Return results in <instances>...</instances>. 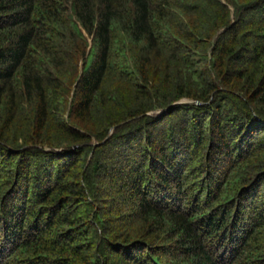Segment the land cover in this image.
I'll use <instances>...</instances> for the list:
<instances>
[{"label":"trees","instance_id":"16d2710c","mask_svg":"<svg viewBox=\"0 0 264 264\" xmlns=\"http://www.w3.org/2000/svg\"><path fill=\"white\" fill-rule=\"evenodd\" d=\"M0 264H264V0H0Z\"/></svg>","mask_w":264,"mask_h":264},{"label":"water","instance_id":"95a60500","mask_svg":"<svg viewBox=\"0 0 264 264\" xmlns=\"http://www.w3.org/2000/svg\"><path fill=\"white\" fill-rule=\"evenodd\" d=\"M179 103H186V104H201L199 101H195V100H187V99H183V100L179 101ZM162 112H163V110L158 111V113H162ZM112 131H113V128L111 129L110 134L112 133ZM110 134H109V135H110ZM108 137H109V136H108ZM58 150L60 151V150H62V148H59Z\"/></svg>","mask_w":264,"mask_h":264},{"label":"rangeland","instance_id":"374dc122","mask_svg":"<svg viewBox=\"0 0 264 264\" xmlns=\"http://www.w3.org/2000/svg\"><path fill=\"white\" fill-rule=\"evenodd\" d=\"M181 100H183V99H181ZM181 100H180V101H181ZM187 100H193V99H187Z\"/></svg>","mask_w":264,"mask_h":264},{"label":"bare ground","instance_id":"6f19581e","mask_svg":"<svg viewBox=\"0 0 264 264\" xmlns=\"http://www.w3.org/2000/svg\"><path fill=\"white\" fill-rule=\"evenodd\" d=\"M59 153V152H58Z\"/></svg>","mask_w":264,"mask_h":264}]
</instances>
